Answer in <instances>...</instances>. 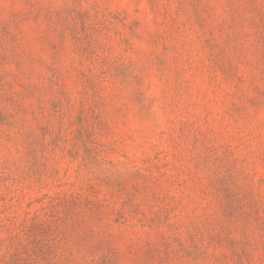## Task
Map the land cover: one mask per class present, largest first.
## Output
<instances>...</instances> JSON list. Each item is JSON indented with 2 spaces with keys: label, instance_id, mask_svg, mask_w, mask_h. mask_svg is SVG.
Segmentation results:
<instances>
[{
  "label": "rangeland",
  "instance_id": "obj_1",
  "mask_svg": "<svg viewBox=\"0 0 264 264\" xmlns=\"http://www.w3.org/2000/svg\"><path fill=\"white\" fill-rule=\"evenodd\" d=\"M0 264H264V0H0Z\"/></svg>",
  "mask_w": 264,
  "mask_h": 264
}]
</instances>
